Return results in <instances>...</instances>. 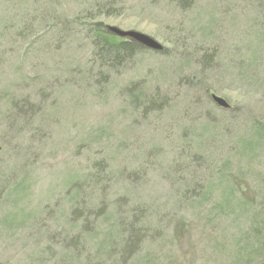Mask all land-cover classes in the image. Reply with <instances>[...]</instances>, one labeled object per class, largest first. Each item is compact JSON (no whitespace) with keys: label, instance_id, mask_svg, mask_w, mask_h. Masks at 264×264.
<instances>
[{"label":"rangeland","instance_id":"rangeland-1","mask_svg":"<svg viewBox=\"0 0 264 264\" xmlns=\"http://www.w3.org/2000/svg\"><path fill=\"white\" fill-rule=\"evenodd\" d=\"M183 6L0 0V263L264 264V0ZM95 21L166 51L97 84Z\"/></svg>","mask_w":264,"mask_h":264},{"label":"trees","instance_id":"trees-1","mask_svg":"<svg viewBox=\"0 0 264 264\" xmlns=\"http://www.w3.org/2000/svg\"><path fill=\"white\" fill-rule=\"evenodd\" d=\"M179 1H181L182 4H185V6L183 7L189 6V0H179ZM98 6L99 8L102 9L105 7L107 8L110 5L108 3H98ZM89 26L91 27L93 26L92 29H90ZM86 33L88 34L89 43H90V55L92 57V64L94 66H97L98 68H101L99 69V72H98V69H95L96 70L95 75H94L95 71L92 70V68L90 69L88 68L86 73L91 74L92 78L94 76L97 78L99 75L101 78H99V80L94 81L97 84L105 85L107 81L110 80V77H112L111 71L113 70V68L122 66L123 63L127 62L130 58L136 55L138 51L147 49L145 46H143L142 44H140L139 42L135 41L132 38L119 37L115 35L111 31H109L107 28V25H104L101 21H95L93 22L92 25H88ZM160 51L165 52L166 50L165 48H162V50ZM131 100L134 102L135 101L141 102L143 100V102H141V105L144 108L145 107L147 108L152 105H159L157 107H160L168 102L167 100L158 99L156 95L155 96L143 95L142 98L140 97V95L139 96L134 95L132 96ZM221 108L224 109V107H221ZM28 116H31L30 113L26 114V117ZM251 132L253 134L255 141L263 145V142H264L263 126L254 122V126H252L251 128ZM241 143L244 145L243 146L244 149H245V146L248 145L245 142H241ZM248 148L250 147L246 148V152ZM2 181L3 180H0V186L2 184ZM0 194H1V191H0ZM74 194L76 193L74 192ZM117 220L119 219H117L116 217L115 224H114L115 227L117 226L118 229L120 228L123 229L122 228L123 226L127 228V231L125 233H123L121 230L119 232L121 242L118 245L116 244V246L118 247L117 250L120 247L121 254L123 256L126 254V256L128 257V255L130 256L136 250L137 243L139 242L140 237L143 232L140 230L134 233V231L132 230V227L127 224L125 225V224L120 223L119 225H117ZM111 244L112 242H108L107 244L108 249L109 248L112 249ZM117 252L118 251H116L115 253L116 255H117ZM262 253L264 254V243L261 244L255 252H253L254 254L253 260H256L257 256H259ZM248 255L252 256V254H248ZM241 257H244V256H241ZM124 259H127V258L124 257ZM238 263L244 264L245 262L244 263L238 262Z\"/></svg>","mask_w":264,"mask_h":264},{"label":"water","instance_id":"water-1","mask_svg":"<svg viewBox=\"0 0 264 264\" xmlns=\"http://www.w3.org/2000/svg\"><path fill=\"white\" fill-rule=\"evenodd\" d=\"M107 28L109 31H111L115 35L119 37L132 38L148 49L157 50V51L162 50L161 44L156 42L152 37L148 35L142 34L134 30H121L115 26H110V25H107ZM211 97L219 106L224 107V108H227L229 106L228 103L223 98L218 97L216 95H212ZM0 264H3V263H0Z\"/></svg>","mask_w":264,"mask_h":264}]
</instances>
